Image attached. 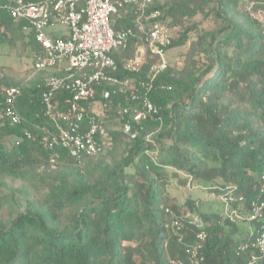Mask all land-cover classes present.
<instances>
[{
	"label": "trees",
	"instance_id": "obj_1",
	"mask_svg": "<svg viewBox=\"0 0 264 264\" xmlns=\"http://www.w3.org/2000/svg\"><path fill=\"white\" fill-rule=\"evenodd\" d=\"M5 4L0 0V43L8 39L2 29H24ZM153 10H161L168 28L182 30L168 48L190 43L189 49L181 67L168 66L155 78L149 98L159 117L137 125L134 139L122 130L109 131L108 155L76 161L64 149H47L44 127L53 130V123L44 113L42 77L26 86L0 77V114L6 88L19 86L23 92L16 103L21 122L0 118V264L186 263L197 230L187 228L180 242L170 213H197L205 221L206 264H242L236 248L249 237L243 228L222 222L221 210L201 212L198 199L178 203L170 189L174 182L187 189L184 176H191L192 185L208 195L218 197L229 188L246 199V207L264 200V20L259 16L264 0H167L156 1L148 9ZM135 11L115 28L138 34ZM198 14L213 17L217 28L199 29L193 22ZM192 32H197L194 40ZM135 48L133 39L112 56L118 77L143 81L158 58L148 55L140 73H129L124 61ZM111 88H99L96 109L101 92ZM69 96L59 92L56 99L63 107ZM115 100L131 103L125 94ZM152 134L155 145L146 141ZM44 166L54 170L44 169L42 177ZM31 179L45 181V191L23 203L11 183Z\"/></svg>",
	"mask_w": 264,
	"mask_h": 264
},
{
	"label": "built area",
	"instance_id": "obj_2",
	"mask_svg": "<svg viewBox=\"0 0 264 264\" xmlns=\"http://www.w3.org/2000/svg\"><path fill=\"white\" fill-rule=\"evenodd\" d=\"M3 1L10 17L24 23V30L33 35L38 47L34 52L33 69L35 75H43L42 104L45 115L53 123V130L44 127L47 136L43 143L47 149H64L76 161L105 156L113 147L107 128L112 118L119 120L121 130L134 139L138 134L137 125L159 117L160 110L150 100L149 93L157 75L168 67L164 56L172 38L171 29L161 20V10L149 12L148 9L156 1L167 0ZM132 10H136L132 22L138 34L133 28L116 29V21ZM60 27L66 32L56 33ZM133 39H136L135 55L124 62L126 71L138 74L148 55L158 58L143 81L118 77V65L112 56L114 52L127 50ZM103 84L112 88L101 92L99 109H96L99 88ZM59 92L70 95L63 107L56 99ZM22 94L19 86L5 89L0 118L13 125L21 122L16 103ZM119 94L127 95L131 103L125 105L116 101ZM152 136L148 135L146 141L155 145ZM55 161L56 158L51 159L53 168ZM186 177L187 189L201 188L192 185L191 176ZM217 198L222 222L247 223L254 227L246 241L237 246V258L242 259V264H264V200L253 201L246 207V199L237 197L229 188ZM170 214V227L180 242L184 241L187 228L197 230L196 241L186 250V263L179 261L178 264H206L205 221L197 213Z\"/></svg>",
	"mask_w": 264,
	"mask_h": 264
},
{
	"label": "rangeland",
	"instance_id": "obj_3",
	"mask_svg": "<svg viewBox=\"0 0 264 264\" xmlns=\"http://www.w3.org/2000/svg\"><path fill=\"white\" fill-rule=\"evenodd\" d=\"M260 18L264 20V14H259ZM193 22L199 23V29L204 31H213L217 28V24L213 17L204 18L201 14H198ZM66 32L64 28H57L56 33ZM182 30L180 28L171 29V38H179ZM2 33L6 34L7 40L0 43V77L9 76L17 82L23 85H30V83L37 77H42L43 75L34 74V51L31 42L30 32L27 30H15L14 33L7 29H2ZM191 39L194 40L197 37V32H192L190 34ZM190 43L183 47H172L168 48L165 52L164 59L168 66L171 67H181L185 60V54L189 49ZM135 55V50L128 53L125 61L129 58H133ZM124 61V62H125ZM108 131L111 130H121V122L117 119L112 118V120L107 125ZM44 169L50 173L54 169L52 167L44 166L39 170V175L47 174ZM46 175L42 176L45 177ZM182 177V176H181ZM186 177V176H184ZM45 181L31 179L30 181H16L11 183V187L15 191V195L18 199L25 202L26 198H38L45 191ZM171 197L174 198L178 203L184 201L187 197H191L199 200V205L201 212L204 213H218L221 210L219 199L213 195H208L206 191L201 189L189 190L177 186L174 182L172 188L170 189ZM241 227H244L248 231L254 230L253 225L241 223Z\"/></svg>",
	"mask_w": 264,
	"mask_h": 264
},
{
	"label": "crops",
	"instance_id": "obj_4",
	"mask_svg": "<svg viewBox=\"0 0 264 264\" xmlns=\"http://www.w3.org/2000/svg\"><path fill=\"white\" fill-rule=\"evenodd\" d=\"M246 224H247V223H246ZM240 226H241V225H240ZM242 228H243L244 235H248L249 231L246 230L244 227H242Z\"/></svg>",
	"mask_w": 264,
	"mask_h": 264
}]
</instances>
